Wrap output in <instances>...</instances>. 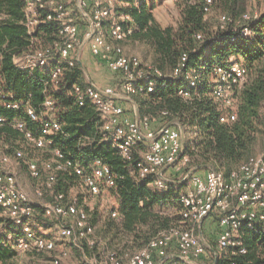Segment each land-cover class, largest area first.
Here are the masks:
<instances>
[{"label": "built area", "instance_id": "built-area-1", "mask_svg": "<svg viewBox=\"0 0 264 264\" xmlns=\"http://www.w3.org/2000/svg\"><path fill=\"white\" fill-rule=\"evenodd\" d=\"M23 1L22 23L31 42L26 50L14 56V63L18 67L29 71H48L53 86L58 88L66 68L81 63L82 48L88 43L92 55L117 75L123 93L135 95L143 89V85L147 86L148 91H154L155 78L164 73L154 66L142 68L138 56L125 54L123 44L131 39L137 30V23L117 0ZM212 4L213 0H204L206 17ZM242 18L249 21L252 15L244 13ZM230 20L228 15H220V28H225ZM49 22L55 24L56 36L49 44L39 47L38 32L42 25ZM238 32L250 36L252 29L244 26ZM196 37L202 39L200 33ZM186 60L187 54L184 53L169 76L178 77ZM216 71L212 95L224 107L233 108L236 104V89L242 87L247 79L245 64L231 58L227 66H219ZM187 77L195 85V79L189 75ZM73 91L79 104L88 100L94 105L102 119V140L108 142L122 157L130 158L132 149L140 142H145L148 149L137 163L139 179L153 176L160 190L167 189L172 182L167 177V171L174 169L180 172L189 163V157L183 153L181 125L159 126L157 119L150 116L126 118L125 107L117 101V87L113 85L102 87L88 80L85 86L75 84ZM181 94L184 97L191 96L188 90L181 91ZM6 106L16 108L18 104L6 103ZM45 107L47 110L42 117L41 134L38 136L26 127L24 121L12 122L16 129L23 132L26 141L38 149L49 148L51 136L61 130L54 102L47 100ZM28 114L33 120L39 118L31 108ZM236 117V112L225 113L221 121H232ZM3 122L4 118L0 117V123ZM52 153L53 157L43 162L36 159L27 161L33 178L44 177V185L36 190L39 198L44 197V189L53 188L59 171H71L78 175L91 195L100 194L103 184L110 187L115 185L112 170L103 161L96 160L92 170L87 172L82 165L67 158L60 148H54ZM22 158V150H15L12 154L0 150V214L14 225V232H6L7 241H12L13 248L24 253L56 251L55 241L37 233L31 225L36 207L42 205L45 216L62 221L59 233L63 238L71 240L79 249L83 248L82 240L90 248L95 247V226L90 222L89 213L80 206L77 196L67 200L65 193L58 192L52 201L41 204L32 200L21 187L11 169L15 164L14 159ZM190 173L187 176L191 185L180 196L181 215L188 227L172 226L160 231L145 246L127 254L126 259L116 250H108L102 256L89 258L85 264H197L196 260L203 257L206 248L196 231L201 230L204 222L213 214L221 229L217 239L218 249L223 251L236 247L239 252L245 253L246 248L238 234L240 228L248 225L264 232V152L241 163L229 178L213 168L204 173ZM112 215L120 218L116 210ZM69 219L74 220V223H67ZM66 257L68 252L63 251L53 256L52 264H67L64 261Z\"/></svg>", "mask_w": 264, "mask_h": 264}, {"label": "trees", "instance_id": "trees-1", "mask_svg": "<svg viewBox=\"0 0 264 264\" xmlns=\"http://www.w3.org/2000/svg\"><path fill=\"white\" fill-rule=\"evenodd\" d=\"M127 1L132 5L123 10L137 23V30L131 38L153 49L152 64L164 73L155 78L154 91H148L143 85V89L133 95L137 96L140 116L155 117L159 126L181 125L192 131L193 137L184 144L183 153L190 161L183 172L204 173L213 168L229 178L234 169L254 156L264 135V9L256 17L255 13L251 14L249 21L243 20L244 13L238 17L224 13L231 19L227 26L221 29L219 21L215 30L208 33L210 28L203 8L204 0H184L180 6L179 24L164 27L154 16V2L148 4L142 0L135 5L134 0ZM214 4L213 0L212 8ZM23 12V0H0V117L4 118L0 123L1 137L4 134L25 138L23 132L13 126L15 120L24 121L33 134L40 135L42 117L47 110L45 103L52 100L61 130L51 136V146L45 150L52 153L54 148H60L67 158L82 165L87 172L92 170L96 160L109 165L115 178L113 188L120 201L117 211L121 221L109 217L101 227V234L111 247L126 255L133 253L160 231L179 226L176 223L183 220L182 204L173 198L182 185L175 188L169 184L167 189L158 191L152 187L153 176L137 178V163L141 158L134 152L144 148L145 142L136 145L130 158L126 159L102 140L100 115L90 101L79 104L73 91L75 84L85 86L88 83L80 63L66 68L58 88L53 86L48 71H29L14 63V56L26 50L31 42L22 23ZM244 26L252 29L250 36L238 32ZM55 31L53 22L45 23L37 36L52 42ZM198 33L202 39L196 37ZM184 53L187 60L182 73L170 77ZM231 58L242 60L247 79L236 89L235 106L225 110L214 99L212 90L217 78L216 68L227 66ZM188 75L195 79V85L191 84ZM184 90L190 91L191 96L184 97L181 94ZM6 103H17L18 107L9 108ZM29 108L39 115L38 119H31ZM232 112L237 114L235 120L221 121L223 114ZM173 172L182 173L174 169ZM60 174H65L67 183L59 184L61 190L56 193H65L68 183L80 178L71 171H59L52 189L56 188ZM13 229L12 222L0 214V264H8L16 255L14 243L6 239V232ZM130 239L131 243L122 244ZM240 239L246 248L245 253L236 247L225 249L217 254L214 264H264V232L243 225ZM81 244L87 249L94 248H90L85 240Z\"/></svg>", "mask_w": 264, "mask_h": 264}, {"label": "rangeland", "instance_id": "rangeland-1", "mask_svg": "<svg viewBox=\"0 0 264 264\" xmlns=\"http://www.w3.org/2000/svg\"><path fill=\"white\" fill-rule=\"evenodd\" d=\"M115 1V0H114ZM119 4L123 7H130L132 3H129L127 0H117ZM134 4L138 5L142 0H134ZM148 4L155 3L156 6L153 9L154 16L157 22L161 26H177L180 22V6L184 0H144ZM214 6L211 9L210 13L207 15V23L209 25L210 31L215 30V27L219 24V16L221 14L227 13L232 17H238L242 13L253 14L259 13L264 9V0H214ZM208 33H212L211 32ZM50 43V40L46 38H38V46H44ZM124 52L126 55H135L138 56L142 68L153 66L151 63L153 49L146 43L135 40L133 38L127 40L123 44ZM242 61V60H241ZM88 73L94 78V81L98 85L108 84L105 80L107 73L109 71L100 66L97 62L93 61L92 65L88 67ZM111 72V71H110ZM111 76V75H110ZM87 77V76H86ZM113 78L116 81H119L117 75H113ZM117 87V95L130 97L134 102L137 100V96L127 95L120 90L119 85ZM1 88V87H0ZM137 103V102H136ZM225 110H230L221 105ZM128 109H126V114L128 116L133 112L132 103H129ZM138 117L140 118L139 108H138ZM264 113V110H263ZM182 127V126H181ZM183 128V127H182ZM184 131V144L186 141L193 137V133L190 129L183 128ZM0 134V150L7 153H13L15 150H22L24 153V158L14 159V167L11 169L21 185L31 199L37 201L41 204L50 202L54 199L55 194L58 190H61L58 185L66 184L65 174H60L59 179L54 189H44L45 195L43 198L37 196L36 190L38 187L44 185V177L40 179H35L31 176V173L28 169L27 161L28 159H36L39 161H45L52 157V153L48 150H41L32 145H30L25 138L21 137L13 138L4 136L1 137ZM148 147L137 149L134 153L138 155L139 158H142L144 153L147 151ZM264 152V135L259 140V143L255 149L254 156L262 154ZM133 170V169H132ZM134 172V171H133ZM180 174H175L173 170H170L167 174V177L172 180L171 184L175 188L181 186L176 196L173 198L179 204H181L180 196L183 193H186L191 185V181L187 176V171H181ZM138 173V172H137ZM176 175V176H174ZM61 176V178H60ZM137 177V174H136ZM177 177V178H175ZM63 178V181H62ZM138 178V177H137ZM139 179V178H138ZM153 189L160 191V189L153 182ZM67 200L72 196H77L79 198L80 206L85 209L90 216V222L94 224L95 231L93 237L96 240V245L93 249L77 248L74 243L66 238H63L59 233V227L62 221L58 218H49L45 216L42 205L36 207L35 217L31 220V225L37 233L44 235L45 237L52 239L56 243V251L53 253H24L16 251V255L12 261L8 264H52L53 256L61 254L63 251L68 252V257L64 258V261L67 264H85L87 260L93 256L99 257L106 253L108 250H117L120 256L123 259H126L127 255L122 250L111 247L106 239L101 234V227H103L105 221L110 217L113 219H119L117 216H113L112 213L119 205L120 201L116 194V191L113 187L102 185L101 193L98 195H91L88 191V188L84 184L81 178L75 179L73 182H69L67 190L65 191ZM67 223L73 224L74 220L69 219ZM176 225L182 227H188V224L183 220H180ZM14 230V229H13ZM197 234L201 237L202 243L206 248V253L203 257L196 260L197 264H214L216 259V254L222 253L223 251L218 249L217 246V237L220 233V226L217 221V217L213 214L211 215L202 225L201 230L196 231ZM240 235V232L238 233ZM117 244V241L115 243Z\"/></svg>", "mask_w": 264, "mask_h": 264}, {"label": "crops", "instance_id": "crops-1", "mask_svg": "<svg viewBox=\"0 0 264 264\" xmlns=\"http://www.w3.org/2000/svg\"><path fill=\"white\" fill-rule=\"evenodd\" d=\"M93 61L97 62L100 66L105 67V66H103V65L101 64V62H100L96 57H94V56L92 55V53H91V51H90V48H89V44L87 43V44H85L84 47L82 48V53H81V63H80V64L83 66V68H84V70H85V73H86L87 79L90 80V81H92V82H95V81H94V78H93L91 75H89L88 70H87L88 67H89L90 65H92ZM151 63H153V60H151ZM105 68H106V67H105ZM106 69H107V68H106ZM107 70H108V69H107ZM108 71H109V73H107V76L105 77V80L107 81L108 84H106V85H99V86L104 87V86H107V85H113V86L116 87V86L119 84V81L117 82L116 79L113 78V75L115 76L116 74L113 73V72H110V70H108ZM110 75H111V76H110ZM95 83H96V82H95ZM117 101L125 107V110L128 109L127 107H128V105H129V103H132V107H133L132 109H133V112H134V113H131L130 116H128V115L126 114V115H125L126 118H128V119H133V118H137V117H138V113H137V111H138V108H139V107H138L137 103L134 102L130 97H126V96L118 95V96H117ZM183 142H184V131H183ZM170 170H172V169H169V170L167 171V174H168V172H169ZM118 206H119V205H117V207H116L117 209H118ZM117 209H116V211H117ZM117 221H121V218L117 219ZM220 230H221V229H220ZM218 236H219V235H218ZM217 239H218V237H217ZM126 242L131 243L132 240H131V239H130V240H125V241H123L122 244L124 245ZM113 248H116V247L113 246Z\"/></svg>", "mask_w": 264, "mask_h": 264}]
</instances>
